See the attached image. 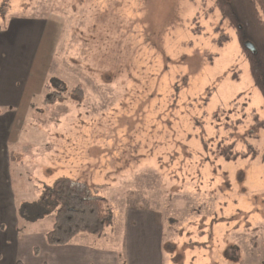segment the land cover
<instances>
[{
    "label": "rangeland",
    "instance_id": "rangeland-1",
    "mask_svg": "<svg viewBox=\"0 0 264 264\" xmlns=\"http://www.w3.org/2000/svg\"><path fill=\"white\" fill-rule=\"evenodd\" d=\"M1 3L7 28L47 25L10 141L21 227L24 202L69 175L107 199L111 235L129 207L158 212L165 264H264V96L213 1ZM231 142L259 154L216 155Z\"/></svg>",
    "mask_w": 264,
    "mask_h": 264
},
{
    "label": "crops",
    "instance_id": "crops-1",
    "mask_svg": "<svg viewBox=\"0 0 264 264\" xmlns=\"http://www.w3.org/2000/svg\"><path fill=\"white\" fill-rule=\"evenodd\" d=\"M41 21L12 20L0 31V264H165V227L151 208L129 207L121 217L120 230L113 235L81 232L68 243L50 244L46 234L53 222L46 227L40 224L52 214L31 217L27 208L37 200L25 201L21 209L26 210V223L21 227L12 187V160H25L26 154L18 149L12 152L10 141L42 52L40 39L47 25ZM40 156L43 158L42 153ZM208 260L194 262L207 264Z\"/></svg>",
    "mask_w": 264,
    "mask_h": 264
},
{
    "label": "trees",
    "instance_id": "trees-1",
    "mask_svg": "<svg viewBox=\"0 0 264 264\" xmlns=\"http://www.w3.org/2000/svg\"><path fill=\"white\" fill-rule=\"evenodd\" d=\"M210 1L214 2L223 19H228L230 25L236 29L243 52L249 61L253 81L264 96V0ZM5 4H0V31L6 26ZM222 36L228 39L227 34ZM247 40L255 44V53L244 46ZM62 93L58 91L59 96ZM53 94L48 95L45 101H52ZM253 115L255 123L264 128V120L257 113ZM258 154V149L252 144L245 150L236 149L235 142L220 143L216 148L217 156L229 160L256 157ZM31 209L38 216L54 214L53 226L46 234L50 244L68 243L81 232L100 235L110 224L112 217L107 199L99 194L98 187H91L68 176L59 177L52 185H46Z\"/></svg>",
    "mask_w": 264,
    "mask_h": 264
},
{
    "label": "water",
    "instance_id": "water-1",
    "mask_svg": "<svg viewBox=\"0 0 264 264\" xmlns=\"http://www.w3.org/2000/svg\"><path fill=\"white\" fill-rule=\"evenodd\" d=\"M244 46L254 53L257 51L255 44L250 40L245 41Z\"/></svg>",
    "mask_w": 264,
    "mask_h": 264
}]
</instances>
